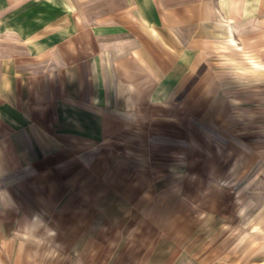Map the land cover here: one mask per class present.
<instances>
[{
  "label": "crops",
  "instance_id": "0c3cea01",
  "mask_svg": "<svg viewBox=\"0 0 264 264\" xmlns=\"http://www.w3.org/2000/svg\"><path fill=\"white\" fill-rule=\"evenodd\" d=\"M50 1L0 0V264H264L258 125L194 84L264 0Z\"/></svg>",
  "mask_w": 264,
  "mask_h": 264
},
{
  "label": "rangeland",
  "instance_id": "374dc122",
  "mask_svg": "<svg viewBox=\"0 0 264 264\" xmlns=\"http://www.w3.org/2000/svg\"><path fill=\"white\" fill-rule=\"evenodd\" d=\"M10 1L13 3L12 6L16 7L15 0H7ZM19 1H21L20 9L24 0ZM57 1L64 2V0H54L50 3H58ZM9 4L0 12L1 22L7 26L11 17L20 13V10L11 11ZM28 13L33 14L34 19L39 18L41 9L34 8ZM46 14L52 19L62 17L64 11L51 9ZM262 14L264 15V12ZM261 21V24L255 28H246L239 34L236 33L238 34L236 39L232 40L233 44L227 43L223 56L221 54L213 56L209 63L199 70V75L194 77V84L199 81V76L209 79L211 96L221 99L219 102L224 103L222 108L227 109L225 113L231 114L236 111V117L242 116L243 121L247 122L243 125L250 123L251 119L253 124L258 125L259 129L256 132L253 130L251 134L249 130L243 132L247 136L244 137L246 141L251 142L252 137L257 139L258 144L264 143V18ZM206 66L213 73L207 74L209 70ZM258 151L264 152V148H258ZM263 170L259 169L258 173H264Z\"/></svg>",
  "mask_w": 264,
  "mask_h": 264
}]
</instances>
